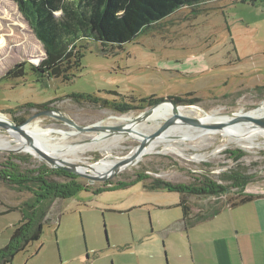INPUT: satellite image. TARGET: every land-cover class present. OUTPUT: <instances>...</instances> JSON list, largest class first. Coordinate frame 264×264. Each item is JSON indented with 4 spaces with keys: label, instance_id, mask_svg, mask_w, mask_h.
<instances>
[{
    "label": "rangeland",
    "instance_id": "374dc122",
    "mask_svg": "<svg viewBox=\"0 0 264 264\" xmlns=\"http://www.w3.org/2000/svg\"><path fill=\"white\" fill-rule=\"evenodd\" d=\"M193 8H178L121 47L108 45L102 50L99 41H84L81 71L71 80L37 79L26 65L24 76L0 80V112L13 120L24 118L23 123L30 116L52 108L79 125H88L102 122L110 115L135 116L149 108L120 113L84 100L75 101L72 96L77 94L120 101L129 95L167 98L190 93V98L199 101L179 105L196 106L197 116L241 113L264 106V89H257L264 85V1L210 0ZM44 55L43 45L16 3L0 0V77L24 60L36 65ZM25 104L47 106L22 108L12 113ZM163 122V119L148 120L144 129L151 133ZM28 123L35 132L54 136L68 132L67 145L86 143L98 133L70 135L73 129L55 115H37ZM7 132L0 127V134L8 135ZM197 136L170 140L187 158L173 151H154L111 179L115 183L131 181L138 174L149 176L134 185L98 193L81 190L71 197L56 199L49 207L41 238L18 252L12 264H138V259L142 264H166L176 244L185 238L172 231L174 227H182L178 221L182 217L179 206L182 195L163 189L149 190L144 185L154 178L190 183L207 177L222 182L220 176L232 170L255 173L257 179L264 177V138L260 134H251L256 143L251 148H243L229 136L216 133ZM138 143L137 138L124 134L113 143L109 141L107 149L86 150L79 155L83 161L76 163L123 157ZM215 148L218 150L212 154ZM233 149L245 154L233 160L226 152ZM11 154L30 155L21 162L25 167L50 165L27 152L3 148H0V161ZM193 155L204 157L190 159ZM53 179L61 180V177L53 176ZM90 184L92 188L103 185L102 182ZM233 195H236L234 191L222 197L188 195L186 198L194 209L206 206L213 198L226 203ZM29 197V193L17 192L0 180V248L7 244L12 225L20 219L19 205ZM4 209L7 210L3 212Z\"/></svg>",
    "mask_w": 264,
    "mask_h": 264
},
{
    "label": "trees",
    "instance_id": "16d2710c",
    "mask_svg": "<svg viewBox=\"0 0 264 264\" xmlns=\"http://www.w3.org/2000/svg\"><path fill=\"white\" fill-rule=\"evenodd\" d=\"M19 11L28 21L36 38L44 48V57L35 65L22 61L11 67L0 80L24 76L25 66L38 78H58L63 81L71 80L81 71L83 42L86 40L99 41L104 46L121 47L141 32L150 29L164 17L180 7L193 8L199 3L210 0H13ZM254 1V0H252ZM264 1V0H262ZM192 10H195L194 8ZM264 89V85L257 87ZM111 93L120 95L116 91ZM185 95L168 96L167 98L151 95L136 98L132 95L123 96L120 101L101 99L93 95H73L75 101L84 100L87 103L98 104L120 113L133 108L144 109L165 99H171L176 104H194L198 98ZM136 104V105H135ZM47 105L19 106L12 113L22 108H45ZM21 120L14 119L21 123ZM233 160H238L245 153L240 149L227 150ZM30 155H8L0 161V180L17 192H27L29 199L21 202V217L13 226L7 244L0 248V264H12L14 256L26 250L27 246L41 238L43 226L48 221L47 213L51 204L60 198H68L81 190H92L94 193L134 185L148 178L138 174L131 181L108 180L100 187L92 188L89 181L78 175L68 173L61 168H52L41 163L35 167H25L22 161H27ZM61 177V180L53 179ZM222 182L207 177L196 179L190 183H173L160 178L152 179L144 185L149 190H167L182 195L179 202L184 224L188 216V195L214 197L228 196L231 191L236 195L226 199L228 206H237L254 198L244 194L246 184L257 180L255 173L232 170L220 176Z\"/></svg>",
    "mask_w": 264,
    "mask_h": 264
},
{
    "label": "bare ground",
    "instance_id": "6f19581e",
    "mask_svg": "<svg viewBox=\"0 0 264 264\" xmlns=\"http://www.w3.org/2000/svg\"><path fill=\"white\" fill-rule=\"evenodd\" d=\"M198 109L199 108H197L194 105H191L188 108L178 107L177 109H174L170 102H163L161 104H158L156 107L152 108L149 111H147V109L142 110L135 116L110 115L106 117L104 120H102L100 124L107 127L117 126V127H123V129H129L130 132H128L125 135H127V137L129 136V137L137 138L138 141H140L143 139L145 135H148L150 133V130L147 131L144 129L145 127L144 124L148 120L163 119L164 121H166L169 120L175 113L197 118V124L185 123L180 119H178L175 123L171 124L170 127H168V129L163 133L161 137H158L148 142L147 145H145V147L142 149L141 152L142 156L148 153H152L154 151L161 150L163 152L173 151L182 157H186L183 155V153L180 150L176 149L170 144L171 143L170 140H172L173 137L176 135L178 137H185V136L192 137V136H197L200 133L215 134L219 132L222 136H229L230 139H232L236 144H238L243 148H251L256 144L251 138V134L253 132L260 134L264 138V129L259 130V128H257L254 123L241 122V123L230 124L231 121L236 116L240 115V113L229 115L224 113L219 114L215 112V113L207 114V116L205 115L197 116ZM249 113L253 116L263 115L264 108L258 107L256 110L249 111ZM45 114L55 115L59 117V115L56 113L48 112ZM35 116L37 115L30 117V119L24 122L22 124V129L37 140L38 144L36 143V145L42 151H44L50 156H53L55 159L60 158V159H64L65 161H68L69 163L71 162L72 164L79 166L80 170L90 169L93 173H102L104 171L109 170L111 167H113L114 164H120L124 159L130 156L133 150L132 149L129 152V154L123 157L101 158L96 162H89V163L85 162L78 164L76 162L81 160L79 155H81L83 152L92 148L97 149V147L100 149H107L108 148L107 143H109V141L113 143L121 135H124V132H120L114 135H109L105 132L104 133L98 132L92 135L88 139V142L86 143L79 142V143L67 145L65 143V139L69 134L68 132H64L61 135L54 136L43 132H35L34 130L30 129L31 124L28 122ZM0 118L4 119L5 116L0 114ZM219 123H224L226 125L224 130L218 131L214 128H208L209 127L208 125L219 124ZM158 126H155L154 128L156 129ZM70 128L73 129L72 127ZM7 131H8L7 132L8 135L0 134V148L9 151L16 150V151L29 152L32 153L34 156H39L36 150L34 149V147L31 144H29V142L26 139L19 136L13 130H7ZM160 145H162L161 149H160ZM217 150L218 148L217 149L215 148V150L212 151V154H214ZM203 157L204 155H193L190 156L189 158L200 160ZM41 159L49 164H54V163H50L46 159L43 158Z\"/></svg>",
    "mask_w": 264,
    "mask_h": 264
},
{
    "label": "crops",
    "instance_id": "0c3cea01",
    "mask_svg": "<svg viewBox=\"0 0 264 264\" xmlns=\"http://www.w3.org/2000/svg\"><path fill=\"white\" fill-rule=\"evenodd\" d=\"M243 193L254 198L237 206L213 198L205 203L208 209L187 202V223L182 216V227L172 228L185 238L165 263L264 264V177L246 184Z\"/></svg>",
    "mask_w": 264,
    "mask_h": 264
},
{
    "label": "water",
    "instance_id": "95a60500",
    "mask_svg": "<svg viewBox=\"0 0 264 264\" xmlns=\"http://www.w3.org/2000/svg\"><path fill=\"white\" fill-rule=\"evenodd\" d=\"M163 102H170L174 109H177L178 107H180V105L174 103L171 99H165V100L149 107L147 109V111L151 110L152 108L156 107L158 104H161ZM258 107L264 108V106H258ZM258 107H256L253 110H256ZM48 112L58 114L59 117L66 124H68L70 127L73 128L70 135H76L78 133L94 132V131L100 132V133L105 132L109 135L118 134L120 132H124V134H127L128 132H130L129 129H123V127H117V126L107 127V126L101 125L100 122H95V123H91L88 125H79L76 122H74L72 119H70L68 116H66L64 113H62L61 111H59L57 109H44V110H42V111H40L34 115H41V114H45ZM237 113H239V112H225L224 114L234 115ZM0 114L5 116L4 119L0 118V127L5 129V130H13L19 136L26 139L29 142V144H31L34 147V149L36 150V152L38 153L39 156H35V157H38L39 159H41V158L46 159L50 163H54V164H50V166L52 168H61L68 173H72V174H75V175H78L80 177L87 179L90 183L105 182V181L111 180L117 172L122 171L128 167H131L132 165L137 163L139 161V159L142 157L141 152H142V149L145 147V145H147L148 142H150V141H152L158 137H161L163 135V133L168 129V127H170V125L175 123L178 119H180L181 121H183L185 123L197 124V118L184 116V115H180V114L175 113L169 120L164 121L154 131H152L148 135H145L143 137V139L139 141L138 145L132 150L130 156H128L126 159H124L120 164H114L113 167H111L109 170L104 171L102 173H93L90 169L80 170L79 166H76V165L72 164L71 162L69 163L68 161H65L64 159H60V158L55 159L53 156L48 155L47 153L42 151L36 145V143L38 144L37 140L33 136L29 135L28 133H26L22 129V124L24 122L21 124H17V123H15V121L13 119H10L6 114H4L2 112H0ZM207 114H210V113H204L205 116H207ZM219 114H221V113H219ZM34 115H32V116H34ZM32 116H30V117H32ZM30 117L28 119H30ZM28 119H26V120H28ZM241 122H251V123H254L256 125V127L259 128V130L264 129V114L258 115V116H253L249 113V111L241 112L240 115L236 116L231 121L230 124L241 123ZM208 126H209L208 128H214L218 131H221V130L225 129L226 125L224 123H219V124H213V125H208ZM216 134H220V133L217 132ZM205 135H210V134H201L197 137L205 136ZM173 139H194V137L193 138L188 137V136L178 137L176 135L173 137ZM10 151L19 152L16 150H10ZM27 153H29V152H27ZM29 154L33 155L32 153H29Z\"/></svg>",
    "mask_w": 264,
    "mask_h": 264
},
{
    "label": "flooded vegetation",
    "instance_id": "af4514ba",
    "mask_svg": "<svg viewBox=\"0 0 264 264\" xmlns=\"http://www.w3.org/2000/svg\"><path fill=\"white\" fill-rule=\"evenodd\" d=\"M47 109H52V108H47Z\"/></svg>",
    "mask_w": 264,
    "mask_h": 264
}]
</instances>
